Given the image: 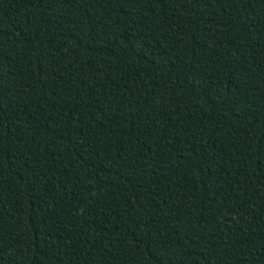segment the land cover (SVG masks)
Masks as SVG:
<instances>
[{"label":"trees","instance_id":"16d2710c","mask_svg":"<svg viewBox=\"0 0 264 264\" xmlns=\"http://www.w3.org/2000/svg\"><path fill=\"white\" fill-rule=\"evenodd\" d=\"M0 264H264V0H0Z\"/></svg>","mask_w":264,"mask_h":264}]
</instances>
